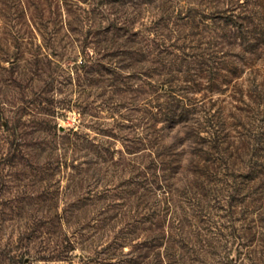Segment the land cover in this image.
Segmentation results:
<instances>
[{
	"label": "rangeland",
	"instance_id": "rangeland-1",
	"mask_svg": "<svg viewBox=\"0 0 264 264\" xmlns=\"http://www.w3.org/2000/svg\"><path fill=\"white\" fill-rule=\"evenodd\" d=\"M250 10L264 0H0V264L250 262L256 207L234 210L227 192L197 206L185 155L160 162L188 141L163 121L168 83L209 57L225 66L241 49L229 11ZM254 66L261 80L264 53ZM199 80L177 96L226 113L228 90ZM251 247L264 264V242Z\"/></svg>",
	"mask_w": 264,
	"mask_h": 264
},
{
	"label": "trees",
	"instance_id": "trees-1",
	"mask_svg": "<svg viewBox=\"0 0 264 264\" xmlns=\"http://www.w3.org/2000/svg\"><path fill=\"white\" fill-rule=\"evenodd\" d=\"M250 11L251 16L244 13L237 15L229 11L237 20H241L234 23L238 29V44L241 49L237 53H226L225 66L217 67L214 62L209 63V57L208 62L202 60L197 67L199 73H189L183 79L185 83H168L167 89L171 95L167 101L170 105L162 110L163 121L181 124L186 135L185 140L188 141L187 148L180 149L176 147L178 137L175 138L172 144L165 146L166 152L161 153L160 162L163 165L172 164L179 160V155H185L187 163L179 167L185 168L190 175L193 198L197 206L201 199L197 195L205 196L209 192L219 202L218 196L227 192L229 204L234 210L240 206V211L249 212V209L256 207L259 215L249 218L242 237L249 241L244 244L248 248L245 251L250 260L248 264H262L254 262L252 254L256 249L249 246L257 237L264 242L262 231L253 230L251 225L252 222L264 227V73L259 80L260 69L254 66L257 57L264 53V14L258 17L254 10ZM243 68L249 69L251 76L246 87L238 81ZM174 78L178 80V77ZM200 78L206 79L209 90L216 81L220 82L218 87L228 90L226 113L222 107L214 111L215 113L203 108L205 114L196 115L197 104L204 107L208 101L214 103L212 95L201 99L190 96L193 103L184 102V99L177 96V87L182 92L196 88L201 85ZM257 126L259 129H256ZM165 156L171 157L169 161L165 160Z\"/></svg>",
	"mask_w": 264,
	"mask_h": 264
}]
</instances>
